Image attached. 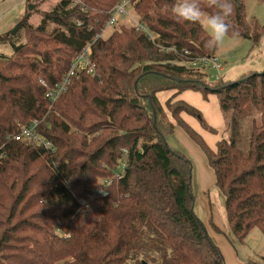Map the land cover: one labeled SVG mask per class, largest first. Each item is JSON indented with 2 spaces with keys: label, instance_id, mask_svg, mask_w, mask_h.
<instances>
[{
  "label": "trees",
  "instance_id": "trees-1",
  "mask_svg": "<svg viewBox=\"0 0 264 264\" xmlns=\"http://www.w3.org/2000/svg\"><path fill=\"white\" fill-rule=\"evenodd\" d=\"M122 1L58 0L36 27L24 15L25 44L0 35L13 48L0 56V264H225L194 211L192 162L167 142L174 125L156 95L172 89L217 96L229 137L216 152L178 117L204 123L195 108H167L205 153L238 241L264 234V71L237 82L185 66L217 46L205 47L201 23L171 14L173 0H129L152 38L130 26L95 40ZM232 3L227 35L250 37L243 0ZM88 45L93 74L78 72L50 104L44 84L61 82ZM254 110L244 151L242 121ZM35 121L54 151L17 139Z\"/></svg>",
  "mask_w": 264,
  "mask_h": 264
},
{
  "label": "rangeland",
  "instance_id": "rangeland-1",
  "mask_svg": "<svg viewBox=\"0 0 264 264\" xmlns=\"http://www.w3.org/2000/svg\"><path fill=\"white\" fill-rule=\"evenodd\" d=\"M57 2L58 0H0V35L11 33L12 36H15L16 42L18 41V45L25 44L27 42L26 32L24 28L20 27L25 13L29 17V24L36 27L41 22V13L50 10ZM243 2L245 4L246 20L250 25L252 38L251 36L243 38L226 35L220 41L217 45L216 53L220 56V62L223 68H225V71L219 72L218 70L205 68L204 70L208 73L209 79L211 80L221 77L231 81H238L250 71L257 73L264 71V0H243ZM138 24V16L134 13L133 8L130 7L128 8V15L124 18L118 17L116 24L107 28L102 33V38H108L114 30L120 27L126 28L137 26ZM201 25L209 35L206 25L204 23H201ZM13 31L16 32L14 35ZM12 53L13 48L9 42L0 43V56H9ZM254 112V115L242 121L240 147L244 151H247L249 148L248 142L252 121L254 118L259 119L260 117L257 111L254 110ZM246 121L249 122L248 126ZM76 135L80 139L83 136L80 133H76ZM91 137L93 138L94 136ZM175 149L183 150L181 146ZM191 191L193 192L195 214L204 225L212 213L214 215L217 213L229 225L223 191L216 186L214 181L211 188H206L205 190L199 189L197 183H192ZM227 235L232 247L240 257L252 258V254L256 255L257 252L258 258L254 257L256 258L254 261L264 264V234L260 230L253 229L245 242H239L231 228L228 229Z\"/></svg>",
  "mask_w": 264,
  "mask_h": 264
},
{
  "label": "crops",
  "instance_id": "crops-1",
  "mask_svg": "<svg viewBox=\"0 0 264 264\" xmlns=\"http://www.w3.org/2000/svg\"><path fill=\"white\" fill-rule=\"evenodd\" d=\"M222 71H225V68L222 67ZM156 97L157 100L165 107L167 116L174 125V133L167 137L169 146L173 150L178 146H181L183 150L177 151L184 153L187 159L192 162V183H197L199 189L202 190L211 188L213 181L216 184V176L209 165L205 153L179 126L177 119L172 117V114L167 108V104L169 102L172 104L176 102H183L195 108L203 117L204 123H202L197 117L185 112H181L178 117H180L181 121L188 127H191L193 131H196L201 136L205 144L211 148V150L216 152L219 141L228 139L229 136L226 119L222 114L220 101L218 100L217 96L214 94H208L207 96H204L203 93L191 89H187L186 91L172 89L167 91H159ZM206 221V230L217 243L218 248L224 258L225 264H247L248 262H253L254 259L258 258L257 252L256 255L252 254V258L239 256L237 251L232 247L230 240L227 238L230 224L228 225V223L221 219L217 213L215 215L212 213ZM211 221L218 228V231L211 227Z\"/></svg>",
  "mask_w": 264,
  "mask_h": 264
},
{
  "label": "built area",
  "instance_id": "built-area-1",
  "mask_svg": "<svg viewBox=\"0 0 264 264\" xmlns=\"http://www.w3.org/2000/svg\"><path fill=\"white\" fill-rule=\"evenodd\" d=\"M132 7V3L129 0H125L120 2L118 5H116L112 10H111V16L108 22L106 23L104 27V31H106L107 28L113 26L116 24L118 17H125L128 15V8ZM80 26L81 23H78ZM137 28V31H145L150 38H152L151 33L147 28H145L143 25L138 24L135 26ZM102 32V33H103ZM102 33L97 34L95 36V40L102 38ZM167 51H175L177 50L173 47L171 49H166ZM184 55H188V51L183 52ZM89 54H90V46H86L82 50V53L79 54L73 61L71 68L67 72V74L64 76L61 82L57 83L53 88H48L46 84L44 86L47 88V94L46 98L50 102V104H53L60 96L65 94L68 90V86L72 83L74 77L77 76V73L85 70L89 74H93L94 71V66L91 63V60H89ZM183 64L185 66H190L193 68H198V69H205V68H210L213 70H218L219 72H222V65L220 62V56L217 55V53L213 56H201L197 57L194 59H188L183 60ZM19 134L16 136L17 139L22 140L23 142H31L32 144H35L37 146L43 145L46 149H49L51 151H54L52 143L48 140H46L41 133L38 131V122L35 121L29 125H22L19 129Z\"/></svg>",
  "mask_w": 264,
  "mask_h": 264
},
{
  "label": "clouds",
  "instance_id": "clouds-1",
  "mask_svg": "<svg viewBox=\"0 0 264 264\" xmlns=\"http://www.w3.org/2000/svg\"><path fill=\"white\" fill-rule=\"evenodd\" d=\"M216 11L206 14L197 0H173L169 11L179 20L187 23H204L209 32L205 47L217 46L228 34L230 25L228 19L233 12L232 0H212Z\"/></svg>",
  "mask_w": 264,
  "mask_h": 264
},
{
  "label": "water",
  "instance_id": "water-1",
  "mask_svg": "<svg viewBox=\"0 0 264 264\" xmlns=\"http://www.w3.org/2000/svg\"><path fill=\"white\" fill-rule=\"evenodd\" d=\"M14 33H13V35L16 33L15 31H13ZM237 82H239V81H237ZM143 264H145V263H143Z\"/></svg>",
  "mask_w": 264,
  "mask_h": 264
}]
</instances>
